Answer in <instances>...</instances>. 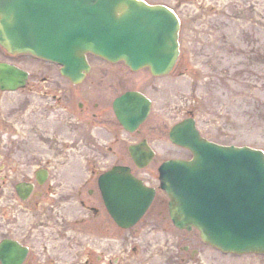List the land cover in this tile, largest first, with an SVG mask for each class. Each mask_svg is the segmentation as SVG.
Listing matches in <instances>:
<instances>
[{
  "label": "water",
  "instance_id": "obj_1",
  "mask_svg": "<svg viewBox=\"0 0 264 264\" xmlns=\"http://www.w3.org/2000/svg\"><path fill=\"white\" fill-rule=\"evenodd\" d=\"M179 31L173 10L140 0H0L1 47L58 63L77 81L90 70L87 54L123 61L133 71L149 68L154 76L167 75L179 56ZM26 77L17 67L0 64L2 90L24 87ZM150 108L151 102L136 92L114 104L119 121L131 132ZM169 136L193 154L190 161H168L159 169L173 224L195 228L203 242L224 253L264 254V152L208 142L187 121ZM129 150L139 168L154 155L145 143ZM100 183L106 206L122 228L135 225L154 196L129 168L112 170ZM1 254L5 264L21 261L12 245Z\"/></svg>",
  "mask_w": 264,
  "mask_h": 264
},
{
  "label": "rangeland",
  "instance_id": "obj_2",
  "mask_svg": "<svg viewBox=\"0 0 264 264\" xmlns=\"http://www.w3.org/2000/svg\"><path fill=\"white\" fill-rule=\"evenodd\" d=\"M146 1L173 8L181 20L182 62L177 70L155 77L148 69L133 72L122 62L110 64L89 57L94 72H108L114 78L113 90L106 91L109 106L122 89L141 91L152 100V111L140 130L141 138L155 150V158L143 170L135 168L129 156L120 164L130 166L139 177L150 175H146L147 183L156 187L158 167L164 161L190 158L188 151L175 147L168 138L170 128L190 111L210 141L264 151V0ZM1 56L29 72L60 69L30 56ZM1 98L10 103L9 96ZM5 123L0 125V147L7 150L19 145L24 153L27 120L14 117ZM136 136L128 135L130 144L137 141ZM17 158L12 165L22 163ZM89 158L80 159L81 167L91 163L102 172L115 163L109 158L96 162ZM152 211L125 232L113 228L114 264H264V255H225L214 250L196 231L175 228L166 210V219L153 218Z\"/></svg>",
  "mask_w": 264,
  "mask_h": 264
},
{
  "label": "flooded vegetation",
  "instance_id": "obj_3",
  "mask_svg": "<svg viewBox=\"0 0 264 264\" xmlns=\"http://www.w3.org/2000/svg\"><path fill=\"white\" fill-rule=\"evenodd\" d=\"M2 53L12 58L0 47V62L12 64ZM110 75L91 70L82 82L74 83L60 70L27 71L23 89L0 90V96L10 100L0 99V125L14 117L27 120L22 137L26 151L19 145L0 147V249L12 245L19 264H114L115 225L98 185L105 171L91 163L81 167L80 162L109 158L115 160L113 167L129 156L130 133L113 109L115 99L129 90H120L109 106L106 91L113 90L114 81ZM189 117H194L191 111ZM140 128L132 144L146 139ZM16 157L22 163L12 165ZM146 175L138 178L147 181ZM167 205L165 194L156 189L145 217L152 211L153 218L166 219ZM0 264H5L1 258Z\"/></svg>",
  "mask_w": 264,
  "mask_h": 264
}]
</instances>
